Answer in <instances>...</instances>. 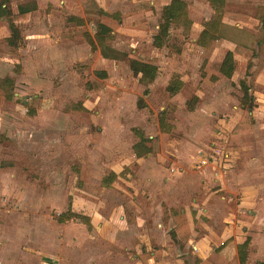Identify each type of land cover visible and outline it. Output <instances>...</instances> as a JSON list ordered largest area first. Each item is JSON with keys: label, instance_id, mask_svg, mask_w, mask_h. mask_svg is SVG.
<instances>
[{"label": "rangeland", "instance_id": "374dc122", "mask_svg": "<svg viewBox=\"0 0 264 264\" xmlns=\"http://www.w3.org/2000/svg\"><path fill=\"white\" fill-rule=\"evenodd\" d=\"M96 1L115 16L87 10L80 0H68L70 5L66 0H11L14 12L39 6L48 12L55 10L50 17L38 14L34 23L21 21L24 41L18 47L7 41L4 35L9 26L0 18V82L15 80L13 99H7L0 86V106L1 101L7 105V119H0V235H5L0 238V251L14 246L20 252V264H130L139 248L146 251L165 244L166 234L158 228L154 208L146 202L149 197L140 171L144 159L131 162V145L138 140L133 127L143 129L147 136L155 135L152 146L154 140L163 162L168 155L176 156L182 165L195 159L181 153L183 146L203 154L215 138L211 119L217 112L209 110L198 96L199 90L207 91L200 81L205 77L207 48L194 40L207 17L213 15L209 0H186L192 29L171 31L170 44L159 49L162 69L152 85L134 75L130 55L143 56L150 51L148 39L157 33L162 8L170 0ZM227 1L228 9L237 15L235 11H243L240 6L251 5L247 12L254 14L264 3ZM144 3L147 5H139ZM75 9L83 14L81 26L66 21ZM237 18L230 16L226 29L230 30ZM101 20L114 31L102 44L110 54L111 48L120 49L117 58L102 57L97 36ZM229 32L239 34L234 27ZM89 39L96 44V51ZM27 47H34L36 53L29 56ZM101 69L107 70L108 76L99 78L104 87L97 90L90 80L98 77L96 71ZM173 69L181 71L183 83L176 94H172V79L178 73ZM138 103L148 106L141 108ZM192 104L197 109L194 112L189 109ZM35 107L41 109L35 112ZM161 113L173 125L170 133L160 129ZM103 135L107 140L97 144ZM107 161L120 168L116 177L113 168L104 164ZM69 210L74 214L60 221V215ZM198 217L195 210L192 223L181 219L182 239L190 232L198 234L189 252L174 239L186 261L183 264H201L221 245V238L209 233L211 219ZM213 222L218 230L225 220ZM228 223V235L222 238L232 237L225 242L230 245L226 254L233 259L235 243L249 238L247 263L264 264L258 252L262 247L264 258V224L260 223L263 230L251 226L245 234L243 227ZM200 239L203 242L199 244ZM196 243L203 249L196 251ZM238 259L239 254L235 264H240ZM208 261L202 264H210ZM10 264L15 261L10 259Z\"/></svg>", "mask_w": 264, "mask_h": 264}, {"label": "crops", "instance_id": "0c3cea01", "mask_svg": "<svg viewBox=\"0 0 264 264\" xmlns=\"http://www.w3.org/2000/svg\"><path fill=\"white\" fill-rule=\"evenodd\" d=\"M10 2L9 8L11 9ZM66 4L70 5L68 0H66ZM210 5L214 12L213 15L207 17L205 22L210 21L215 15V9L211 2ZM56 6V3L52 2V7L56 8ZM261 7H264V3H261L259 8ZM42 8L43 6L31 9L23 7L19 8L16 12L13 11V13L28 11L29 15L26 19L17 21L20 28L21 21L25 20L29 21V23H34L33 21L38 14L41 17L43 14L50 17L52 16L51 14L55 13V10L48 12ZM47 8L50 7L47 6ZM101 8L108 13L102 16H115V14L112 15L104 7ZM239 8L243 11H235L238 13L237 15L234 11L228 9V1L226 0L224 12L228 13H223L222 15L221 24L223 27L221 26L218 31L219 36L217 35L218 38L214 40L215 45L210 48L211 42L204 44L207 48L208 62L205 68V77L201 76L200 81H202V85L205 86L207 91L199 90L198 96L203 103H206L204 105L209 110H216L217 112V115L211 119V123L215 129V138L209 145V149L202 154L200 151L194 152L186 149L187 146H183L181 153L186 152L187 154L184 153L185 157H189L190 155L195 157L190 164L182 165L179 160H176V156L169 157V155L166 161L163 162L154 140V147L152 146L151 139H155V135L147 136L143 129L133 127L138 140H133L134 143L131 145L133 153L131 155V162L133 158L144 159L142 161L144 166L140 171L145 179V191L147 188L149 197L146 202L154 208L158 228L166 234L167 239L165 244L148 248L146 251L142 247L139 248L135 251V257L130 260V264L186 263L181 248L176 246L174 239L181 241L185 245L184 251H188L197 233L190 232L186 234V238L182 239L184 223H182L181 219H184L186 223H192L191 217H193L195 210H197V214L199 215L198 218L201 217L200 220H203L202 216L211 219V222L207 225L210 235L221 238V245L216 250L209 252L208 257L203 259L204 261H201V264L206 263L209 260L208 258L211 259L208 261L210 264H232V262L237 261L238 245L240 243H235V248L233 249L235 255L232 259L231 256L226 254L230 250V245H225V242H229L232 237L229 236L222 240L223 237L228 235L231 227L228 221H232L238 227H243L246 230L245 234L250 233L249 229L251 226H259L263 230V225L260 223L264 224V21L259 17V8H257L254 14L247 12V10L251 9V5L240 6ZM74 12L72 15H69V12L66 21H74L77 25H83L76 19H70L71 17H78L83 20V14L81 16V13L77 12V9ZM234 15L238 17V21L234 26H230V30L234 27V29L239 31L238 35H233L229 32V29H226L227 20H230V16ZM100 17L99 19H101ZM101 22L109 26L112 29V34H114L113 28L109 24L103 20ZM177 28L183 29L181 27ZM204 28L205 24L202 31ZM173 30L174 28L171 31ZM9 31L5 32L4 35L7 39L11 35V31L10 33ZM21 34L22 43L24 41L22 29ZM154 35L148 39L149 43L147 46L150 51L144 54L143 57L157 59L158 74L155 78L156 80L161 74L162 69L161 60L157 58L159 56V49L167 47L170 44V40L164 47L157 48L153 44ZM199 37L194 39L198 43H200ZM200 44L203 45V43ZM195 45L197 47L201 46L199 44ZM237 45L243 48V52H235ZM33 48L27 47L25 49L29 56L36 53ZM113 48L120 50L116 47ZM93 51L96 50L94 49ZM228 52L234 53L236 61V68L232 77L224 75L217 67V64L224 61ZM102 57L104 60L109 59L103 56V54ZM168 60L170 61L171 59ZM173 70L178 73L173 75V78L179 75V73L181 74V71L177 69ZM179 77L181 81L182 77L180 75ZM11 79L15 81L13 78ZM154 81L145 85H152ZM242 81H245L250 86L251 95L254 97L255 106L250 111H247L242 104L243 95H241L240 100V94L243 93ZM1 83L2 81L0 82V86ZM231 88L237 90L238 94H233ZM1 102L0 119L6 121V101ZM147 106V103H142L140 107L147 108ZM41 107H35L34 111L40 110ZM83 107L85 109L88 108L85 104ZM193 110L192 112L197 109ZM161 116H164L163 113L160 114ZM10 119L15 124L14 119L12 117ZM164 121H166V118ZM206 122H209V120L206 119ZM166 123L169 130L163 131L159 118L161 131L170 133L173 130V125H170L167 121ZM162 132L161 134H163ZM104 135L97 144H100L102 140H107ZM140 142L142 145L141 151L145 150L143 152L140 151L141 154H138L137 144ZM149 147L152 149L151 151L147 150ZM104 164L113 168V175L116 177L120 168L115 167L114 162L109 164L107 161ZM105 182V186L110 185L107 180ZM146 211L148 213V210ZM214 219L225 220L222 229H215L216 224L213 222ZM155 230H158L157 227H155ZM255 233L259 234L257 231ZM0 238H5V235H0ZM206 238V240L210 241L209 237ZM202 239L197 242L199 244L202 243ZM199 244H195L196 251L201 250V248L203 249V246L199 247ZM258 252L261 254V262H264L262 247H260ZM19 254V250L14 246L0 251V264H10V259L15 261V264H20V261L17 259ZM247 264H250V262Z\"/></svg>", "mask_w": 264, "mask_h": 264}, {"label": "trees", "instance_id": "16d2710c", "mask_svg": "<svg viewBox=\"0 0 264 264\" xmlns=\"http://www.w3.org/2000/svg\"><path fill=\"white\" fill-rule=\"evenodd\" d=\"M87 10H93L100 14H108L105 10H103L97 3L96 0H80ZM212 3L213 8L215 9V15L212 17V19L205 23V28L201 32L199 41L203 44H210V48L214 47L215 41L219 36V30L221 28V19L224 12V7L226 4V0H209ZM9 2L10 0H0V17L7 20L9 24V28L11 31V35L8 37L7 41L10 45L14 47H18L22 40V34H21V28L18 25L17 21L26 19L28 17V11H21L19 13H13V11L9 8ZM139 5H147L139 4ZM259 17L262 18L264 21V7L259 8ZM72 19H76L78 22L83 24V20L78 17H71ZM193 25V20L191 19L189 15V8H188V2L186 0H171L168 4L163 6L162 9V15H161V21L159 23V29L153 37V44L157 48L164 47L167 42L170 39L171 30L173 28L181 27L185 31L190 30ZM99 42H101V51L103 56L108 58H117V54L119 53L118 50L112 49V54L108 52V50L104 47L102 44L106 39L113 36L112 29L107 26L106 24L102 22H98V33H97ZM89 43L91 44L92 49H96V44L89 39ZM235 52L241 53L243 52V48H241L239 45L236 46ZM253 55V53L251 52ZM131 61L130 65L134 72L135 76H139V80L143 82L144 84L153 82L158 74V65L156 58H145L140 55H130ZM217 67L219 70L226 76L232 77L235 68H236V61L234 59V53L228 52L224 61L220 64H217ZM96 75L98 77H92L91 83L97 88V90H100L104 87V83L99 80V78H106L108 76L107 71L105 70H97ZM11 85V86H9ZM182 82L180 81L179 75L175 76L172 81V94H176L179 92V90L182 87ZM8 86V88H6ZM15 86V83L12 79H3L1 83V87L5 89L6 98L7 99H13V88ZM242 91H243V97H242V104L247 109V111L253 110L255 106V101L253 95H251L250 92V86L247 85L245 81L241 82ZM10 87V88H9ZM148 90H145V92L148 93ZM142 103H139V106H141ZM195 108V104H192L189 106L190 110H193ZM164 116L160 117L161 122V129L163 131L169 130L168 124L166 121H164ZM168 127V128H167ZM142 142V140H141ZM141 142L137 144L138 154H141L145 149L141 151ZM147 150L151 151L152 149L149 147ZM141 151V152H140ZM68 214H74L72 211H68V213H63L60 215L59 220L63 221L65 218H69ZM90 226V223L87 222ZM250 239L247 238L243 243H240L238 245V254H239V261L240 264H246L248 259V253H247V246Z\"/></svg>", "mask_w": 264, "mask_h": 264}, {"label": "built area", "instance_id": "2783aa9c", "mask_svg": "<svg viewBox=\"0 0 264 264\" xmlns=\"http://www.w3.org/2000/svg\"><path fill=\"white\" fill-rule=\"evenodd\" d=\"M217 153H218V151H217Z\"/></svg>", "mask_w": 264, "mask_h": 264}]
</instances>
